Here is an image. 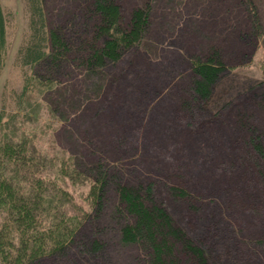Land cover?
<instances>
[{
    "label": "trees",
    "instance_id": "obj_1",
    "mask_svg": "<svg viewBox=\"0 0 264 264\" xmlns=\"http://www.w3.org/2000/svg\"><path fill=\"white\" fill-rule=\"evenodd\" d=\"M83 1L84 13L78 22L83 32L80 41L74 45L67 35L64 37L48 28L42 0H29L33 34L21 48L23 65L38 66L50 61L52 55L55 60L63 51L58 55L55 52L63 46L65 62L72 61L73 66L79 65L92 77L99 69L120 64L127 55H136L135 48L151 37L148 3L127 11L122 0ZM74 47L79 51L78 57L72 54ZM194 52L192 54L188 49L189 57L184 66L187 72L179 79L178 88L171 89L178 94L177 102L174 100V114L168 118L169 123L162 122L164 129L159 144L157 139L148 138L150 134L155 135L152 127L143 131L144 152L154 151V156H158V148H162L165 136H179L182 141L178 148L177 144L169 142L166 154L159 150L163 162L169 156L165 175L179 177V186L174 184L166 188L179 194L187 205L188 211L179 217L169 212L164 198H159L155 181L144 182L136 175L129 179L127 174L130 173H126L123 163L110 162L111 152L127 155L132 148L131 144H123L127 140L123 139L126 138L125 131L116 132V140V136L103 140L88 137L95 142L86 144H82L84 137H76L70 143L72 150L68 144L60 153L51 155L40 150L26 131L6 130L10 121L14 124L11 119L14 114L6 120L5 109H0V264H116L118 257L114 249L110 250L115 237L105 236L103 230L117 229L120 221L112 219L110 214L103 221L99 220L101 212L107 211V207L110 209L111 200L115 201V211H110L111 215L120 217L127 211L133 219L132 224L124 227L121 243L126 245L140 240L149 251V244H152L153 251L150 252L154 257H149L146 252L134 256L147 264L261 263V254L255 250L250 255L220 260L215 239L208 228L211 213H207V209H204L206 216L199 217L202 222L196 232H190L182 219L186 218L187 222L192 206L206 203L213 208L217 204H214L215 199H202L198 190L199 187L206 192V186L213 182L212 171L216 175L220 172L219 188L222 191L240 184L241 188L251 192L246 196L247 200L257 196L264 206V121L253 118L257 109L264 106V61L259 62L261 78L252 81L250 86L243 88L241 85V89H237L232 87V81L238 77L236 70L242 64H225L218 48L206 47L200 51L195 48ZM6 56L7 13L0 0V76ZM65 62L55 64L63 67ZM30 80L41 86L49 84L27 77L19 93L20 101L32 87ZM111 85L112 79L109 87ZM208 121L213 122L214 128L206 124ZM212 129H222L227 134L224 136L218 131L214 141L208 140L192 149L196 144L195 136L205 130L211 134ZM140 134L134 135L141 137ZM151 143L154 146H149ZM75 147L79 151L74 150ZM198 149L204 151L200 157ZM87 152L90 153L88 156ZM174 153L176 159L170 156ZM216 154L223 156L211 165ZM233 175L236 178L225 183V177L232 179ZM166 179L169 180L167 176ZM70 184L74 189L69 188ZM86 185L87 198L91 199L88 208L74 192L79 186ZM220 202L218 209L224 214V201ZM254 211L253 217H256ZM254 245L259 249L264 247V243L255 242Z\"/></svg>",
    "mask_w": 264,
    "mask_h": 264
},
{
    "label": "rangeland",
    "instance_id": "obj_2",
    "mask_svg": "<svg viewBox=\"0 0 264 264\" xmlns=\"http://www.w3.org/2000/svg\"><path fill=\"white\" fill-rule=\"evenodd\" d=\"M1 2L7 13V56L0 76V109H5L6 120L9 115L15 116L11 118L14 124L11 125L10 121L5 129L26 131L33 137L40 150L48 151L51 155L60 153L68 144L72 150L70 143L76 137H84L82 144H86L95 142L91 138L88 140V137L95 136L96 140H103L114 138L118 131H125L126 138L123 139L127 140L123 144H131L132 148L127 155L111 152L110 162L116 165L123 163L126 173H130L127 174L129 179L135 178L133 176L136 175L144 182L155 181L159 198H164L170 213L179 217L188 211L179 194L175 195L166 189L168 185L179 186V177L165 175L169 156H166V162H163L160 159L163 156L159 155V150L162 154L168 152L166 146L169 142L177 144L178 148L179 142L182 141L179 136H165L162 148H158V156H154V151L144 152L146 139L143 137V131L152 127L155 135L150 134L148 138L157 139L159 144L161 130L164 129L162 122L169 123L168 118L174 114V100L177 102L178 94L173 93L171 89L178 88L179 79L187 72L184 66L189 57L188 49L194 54L195 48L198 51L206 47L218 48L226 61L225 64H242V67L236 70L238 77L232 81L234 88L239 89L241 85L245 88L246 85L250 86L252 81L261 78L259 62L264 61V0H122L127 11L148 3L151 10V37L138 48L134 47L136 55L128 53L120 64L99 69L92 77L79 65L73 66L72 61L65 62L66 49L63 46L55 52L58 55L63 51L55 60L52 55L50 61L38 66L23 65L21 48L27 45L33 34L30 28L29 0ZM83 3V0H42L48 28L64 37L67 35L72 44L76 45L83 32L78 24L84 13ZM78 53L74 47L72 54L78 57ZM55 62L66 64L62 67ZM27 77L37 78L49 84L41 86L39 83H31L30 80L32 87L20 101L19 93ZM111 79L113 86L109 87ZM253 118L259 122L264 121L263 105L257 109ZM206 124L212 126L213 122L208 121ZM222 129H212L211 134L208 130H205L204 134L199 133L200 138L195 136L197 147L192 145V149L199 148L208 140L214 141L215 133L220 131L221 135L224 134ZM135 133H141V137H136ZM226 134L225 131L224 136ZM218 140L217 137L216 141ZM149 146L154 145L151 143ZM83 148L86 150V146ZM74 150L79 151L77 147ZM76 151L75 153L81 154ZM197 153L200 157V153L204 154V151L198 149ZM86 154L88 156L90 153ZM192 155L195 156L194 153ZM216 155L211 165L223 156ZM170 156L175 157L177 154ZM190 163H193V160ZM212 173L213 182L206 186V192L203 193L204 189L199 187L198 190L202 199H215V207L212 208L206 203L198 204V209L192 206L187 222L186 218L179 219L184 221L190 232H196L202 222L199 217L211 213L208 228L211 229L210 235L215 239L216 253L220 260L226 261V257L247 253L250 255L251 251L255 250L261 254L260 264H264V247L259 249L254 245L255 242L264 243L263 204L257 196L251 201L247 200L246 196L251 192L241 188L240 184H233L229 190L222 191L219 188L220 172L217 173L218 176L214 171ZM235 178V175L232 179L225 177V183ZM158 179L162 181L159 182ZM68 186L74 189L73 184ZM74 192L85 207L91 205V199L87 198V185L79 186ZM220 200L224 201V214L218 209L221 207ZM114 203L115 201L111 200L110 209L107 207V211L103 210L99 220L103 221L106 215L110 214L112 219L120 221L117 229L103 230L105 236L115 237V244L110 250L114 249V254L118 257L116 264H147L134 256L146 252L149 257H154V253L150 252L153 251L152 244H149V251L140 240L126 245L121 243L124 227L132 224L133 219L127 211L120 216L123 219L111 215L110 211H115ZM204 209L208 210L206 214ZM253 211L256 217H253Z\"/></svg>",
    "mask_w": 264,
    "mask_h": 264
}]
</instances>
